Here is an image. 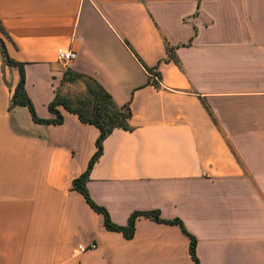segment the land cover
Here are the masks:
<instances>
[{"label":"crops","instance_id":"obj_1","mask_svg":"<svg viewBox=\"0 0 264 264\" xmlns=\"http://www.w3.org/2000/svg\"><path fill=\"white\" fill-rule=\"evenodd\" d=\"M0 38L39 117L77 75L128 105L85 182L115 223L158 209L199 264H264V0H0ZM19 78L0 47V264H193L177 223L106 228L72 185L100 128L35 121Z\"/></svg>","mask_w":264,"mask_h":264},{"label":"trees","instance_id":"obj_2","mask_svg":"<svg viewBox=\"0 0 264 264\" xmlns=\"http://www.w3.org/2000/svg\"><path fill=\"white\" fill-rule=\"evenodd\" d=\"M0 47L2 49V52L4 54V57L7 62L15 64L19 67L20 71V78L15 86V89L12 93L11 101L13 104H24L28 107L30 110L31 116L35 121H52V122H60L62 121V114L59 112V110L55 107L56 104H62L66 109L70 111L77 112L79 118L83 121H88L96 124L100 128V134L98 135L96 139V146L97 149L90 158L87 168L78 176L73 178L72 185L74 188L80 190L82 194L84 195L87 202L96 210L103 214V222L106 228L108 229H114V230H120L126 237H131L134 234V226H135V219L139 214H145L148 215L158 221H164L169 223H177L181 226L183 232L188 235L189 237V252L191 254L193 264H199V259L196 254V238L193 234H191L189 231L186 230L184 227L182 220L179 217H174L171 219H165L160 217L159 210L158 209H151L147 211H134L130 214L128 218V222L126 224H118L115 223L110 215L106 207L99 205L96 203L90 196L89 191L85 185V182L87 180V175L90 167L92 166L93 162L96 160V158L99 156L101 152V140L103 137L111 130L114 126H126V120L129 117L130 110L128 105L123 104L121 106L116 105L112 98L110 97V94L106 92L104 89L101 88V86L98 87V91L94 94L96 95L93 99V113L92 115H86L82 110L72 107L66 99L59 98L56 94L54 99L49 102L48 106L51 111H53L56 116L54 118H41L37 115L34 105L31 101V99L26 94V91L24 89V80H25V74H24V68L23 63L19 61L12 60L4 46L3 40L0 38ZM95 83V82H94ZM96 84V83H95Z\"/></svg>","mask_w":264,"mask_h":264},{"label":"rangeland","instance_id":"obj_3","mask_svg":"<svg viewBox=\"0 0 264 264\" xmlns=\"http://www.w3.org/2000/svg\"><path fill=\"white\" fill-rule=\"evenodd\" d=\"M71 83H64L57 96L75 108L82 110L86 115H91L93 109L94 93L99 89L91 78L77 75L70 78ZM80 83V84H79Z\"/></svg>","mask_w":264,"mask_h":264},{"label":"built area","instance_id":"obj_4","mask_svg":"<svg viewBox=\"0 0 264 264\" xmlns=\"http://www.w3.org/2000/svg\"><path fill=\"white\" fill-rule=\"evenodd\" d=\"M56 54H57V59L59 61L65 62V61H68V60L74 58L76 55V51H74L73 49H71L69 47L59 46L57 48ZM94 247H96V243L90 242L89 244H78L77 247L75 248V250L78 252H81L87 248H94Z\"/></svg>","mask_w":264,"mask_h":264}]
</instances>
